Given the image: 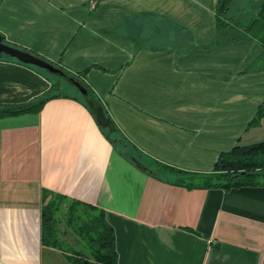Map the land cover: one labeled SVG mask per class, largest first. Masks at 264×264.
<instances>
[{
  "label": "crops",
  "instance_id": "1",
  "mask_svg": "<svg viewBox=\"0 0 264 264\" xmlns=\"http://www.w3.org/2000/svg\"><path fill=\"white\" fill-rule=\"evenodd\" d=\"M218 1L0 0V34L86 70L95 106L135 153L206 172L220 152L264 139V118L246 128L264 96V68L252 65L263 47L233 22L261 0H233L225 16ZM50 85L0 58V105ZM90 106L61 95L0 116V264H74L41 244L43 188L105 210L118 264L263 263L264 185L189 188L148 172L116 150Z\"/></svg>",
  "mask_w": 264,
  "mask_h": 264
},
{
  "label": "trees",
  "instance_id": "2",
  "mask_svg": "<svg viewBox=\"0 0 264 264\" xmlns=\"http://www.w3.org/2000/svg\"><path fill=\"white\" fill-rule=\"evenodd\" d=\"M232 2L233 0H219L217 13L225 16ZM233 22L262 45V52L252 65L264 68V0L260 1L258 11L254 16ZM228 23L224 22V24ZM1 36L4 42L13 44L7 41L2 34ZM18 47L28 50L21 46ZM28 51L33 52L32 50ZM0 58L21 62L4 53H0ZM45 59L65 72L64 78L67 79L68 84H63L62 76L56 73L25 63L43 72L50 78L51 85L44 93L26 102L0 105V116L36 112L49 98L73 95V97L81 98L86 104L91 105L92 111H97L101 128L116 150L148 172L157 175L158 172L170 173L174 177V183L189 188L220 187L228 190L240 186L264 185V139L245 144L237 143L230 149L220 152L213 168L206 172L189 171L152 159L147 161L140 152H134L133 146L120 132L108 110L103 105L98 108L95 106L100 104V101L84 78L86 70L75 72L57 62ZM70 77L80 81L87 88V94L81 93ZM64 86L72 88L73 91L65 89ZM263 118L264 96L246 128L259 125ZM40 240L42 245L59 250L74 264H118L114 230L106 219L105 210L97 205L83 202L48 188L41 190ZM262 264H264V259Z\"/></svg>",
  "mask_w": 264,
  "mask_h": 264
},
{
  "label": "water",
  "instance_id": "3",
  "mask_svg": "<svg viewBox=\"0 0 264 264\" xmlns=\"http://www.w3.org/2000/svg\"><path fill=\"white\" fill-rule=\"evenodd\" d=\"M0 53L7 54L10 57L16 58L17 60L24 62V63L36 65L51 73H56L62 77L65 76V72L60 67L56 66L54 63L46 60L45 58H42L41 56L31 51H28L18 46H15L13 44L4 42L1 34H0ZM70 80L73 82L75 86H77L78 90L81 93L87 94L88 92L87 88L83 84H81L80 81L72 77H70Z\"/></svg>",
  "mask_w": 264,
  "mask_h": 264
},
{
  "label": "rangeland",
  "instance_id": "4",
  "mask_svg": "<svg viewBox=\"0 0 264 264\" xmlns=\"http://www.w3.org/2000/svg\"><path fill=\"white\" fill-rule=\"evenodd\" d=\"M243 1H244V0H237L238 4H241V3L243 4ZM246 9H249V8L246 7ZM252 15H254V13H253ZM61 78H62V80H63V81H62L63 84H68V82L66 81L67 79L65 80L64 77H61ZM64 88L67 89V90H71V91H73V89L70 88V87L64 86ZM71 91H70V92H71Z\"/></svg>",
  "mask_w": 264,
  "mask_h": 264
}]
</instances>
